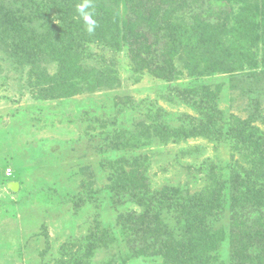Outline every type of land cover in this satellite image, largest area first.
<instances>
[{"label": "rangeland", "instance_id": "1", "mask_svg": "<svg viewBox=\"0 0 264 264\" xmlns=\"http://www.w3.org/2000/svg\"><path fill=\"white\" fill-rule=\"evenodd\" d=\"M84 2L0 0V264L72 262L73 253L84 254L98 227L112 225L129 211L141 214L143 208L134 204L112 205V155L143 156L149 189L166 188L185 203L213 196L219 184L224 187L219 198L233 193L229 184L223 186L225 180L232 170L244 165L246 172L249 165L228 143L203 137L164 143L156 136L158 116L173 119L172 128L184 126L183 116L205 115L186 105L174 88L205 91L225 131L238 121L264 131V0H91L88 9L117 17L116 40L125 24L139 36L134 48L124 40L115 43L95 24L89 32L77 7ZM71 7L76 12L70 14ZM64 18L82 28V38L58 37ZM213 28L219 33L217 49L204 37ZM96 34L100 41H90ZM27 41L37 58L21 65L5 46ZM65 47L80 57L76 78L56 95L48 93L54 86L48 77L60 69L54 52ZM166 74L174 79L166 80ZM117 135L135 138L139 148L99 153L108 136ZM11 183L19 184L18 192ZM41 184L58 186L72 199L79 193L97 197L77 209L40 194ZM250 186L264 194V179ZM224 205L209 219L216 228L229 235L245 233L248 239L264 230V207ZM173 210L163 211L162 219L177 236ZM126 231L127 244L120 235L119 243L98 248L88 264H163L152 251L134 255L136 229L135 235ZM231 242L223 243L214 264H230Z\"/></svg>", "mask_w": 264, "mask_h": 264}, {"label": "trees", "instance_id": "2", "mask_svg": "<svg viewBox=\"0 0 264 264\" xmlns=\"http://www.w3.org/2000/svg\"><path fill=\"white\" fill-rule=\"evenodd\" d=\"M33 1V0H32ZM70 6V4H65ZM92 19L95 21L96 30L105 29V36L114 37L115 43L124 40V45L128 47L135 46V39L139 36L134 35V31L128 25L122 28L125 32L123 35L118 30L119 38L113 36L112 31L118 27L117 17L108 14L97 8L94 12L88 9ZM70 14L76 12L74 7L69 10ZM14 24H18V19L14 17ZM63 29L57 33L62 41L79 40L82 38L84 31L77 25L67 23L63 19ZM216 35L214 28L209 32H205L208 42L216 45ZM102 36L91 37L90 41L98 42ZM48 47L51 44H46ZM138 45V44H136ZM218 45H216V49ZM5 49L16 58L21 65L34 64L37 56H35L34 48L21 42H14L11 47L10 44L5 46ZM138 49V47H137ZM53 53V52H52ZM57 58L60 59V69L56 76L48 77L50 81L54 82L53 88L48 91L55 94L66 87L68 82L76 78L77 61L80 58L67 47L62 51L54 52ZM54 55V56H55ZM171 70V69H170ZM164 77L170 81L174 79L171 74H166ZM104 73L100 77H104ZM47 77V76H46ZM44 81L45 76L43 77ZM99 79L98 83L103 82ZM110 78H105L109 81ZM180 94L182 101L188 105L195 107L199 112L204 111L205 115L201 118L191 116H183L180 120L184 125L182 127H172L171 124L175 121L173 119L165 118L163 115L158 116L156 136L159 137L164 143L169 139H174L177 142L186 138L203 137L206 139H217L228 143L233 147L241 158L249 165V170L242 172L245 167L240 166V170H232L231 178L225 180L223 186L228 185L232 188L233 193L230 195L224 193V198H219V192L224 190L220 184L214 186L213 196L209 195V199L205 197H198L196 200H190L185 203L181 199H175L170 196L168 189L164 188L160 192H153L149 189V178L147 176V159L141 155L134 153L133 156L115 157L112 155V163L109 168L112 170L111 186L109 187L110 194L114 197L112 205L115 208H123L127 204H134L143 208L141 214L136 213L134 210L126 213L127 215H120L117 217L116 222L112 225H107L102 228L98 227L94 233L91 234V242L85 246L82 252L84 254H72V264H88L93 254L98 248L107 247L119 243V237L123 243L129 242L128 232L130 230L133 235L136 233V243L138 248L134 255L147 256L148 252L152 251V255L161 256L163 264H214L216 261V254L223 245V243L230 239L231 242V255L230 264H264V230L257 236V238H246L245 233L231 232V235L223 228H216L213 226L209 219H211L214 210L219 209L227 204H230L231 209L243 208L246 206H253V208L264 207V194L254 191L251 183L259 179H264V131L258 127H251L248 123L237 122V124H229L227 130L219 128L220 117H218L212 109L211 99L205 97L206 92L200 93L195 88L190 90H183L182 88H174ZM208 93V92H207ZM200 94L198 98L197 95ZM209 94V93H208ZM39 98L41 96L37 95ZM206 98V100L202 99ZM206 103V104H205ZM209 104L210 106L207 107ZM159 115V114H158ZM129 138V139H127ZM106 148L100 147L99 153H117L122 152L123 149L133 148L137 149L138 141L130 136L124 137L121 135L108 136ZM121 155V154H120ZM244 168V169H243ZM243 169V170H242ZM245 171V170H244ZM244 176V178H242ZM218 180L217 178H213ZM233 185V187L231 186ZM40 194H46L50 197L59 198L60 202L64 204H73L75 208L83 206L88 202H94L97 195L94 197H85V194L79 193L77 199H72L71 194L62 193L61 189L55 185L41 184L38 187ZM84 197V198H83ZM229 202V203H228ZM173 210L174 215L178 222V235L176 231L169 229V225L163 223V211ZM226 208V207H225ZM218 210V211H219ZM136 229L134 233L132 228ZM119 231L117 235L115 229ZM179 238V239H176ZM153 241V242H152ZM134 244V243H133ZM233 245V246H232ZM143 246V247H142ZM69 250L65 248L64 251ZM250 250V252H249ZM81 253V252H80ZM75 258H74V257ZM221 258V257H220ZM67 262H58L57 264H69Z\"/></svg>", "mask_w": 264, "mask_h": 264}, {"label": "clouds", "instance_id": "3", "mask_svg": "<svg viewBox=\"0 0 264 264\" xmlns=\"http://www.w3.org/2000/svg\"><path fill=\"white\" fill-rule=\"evenodd\" d=\"M91 6V0H85L84 3L78 5L79 12L83 15L84 20L89 25L88 31L91 32L93 30V25L95 24V21L92 19L91 15L86 12V9L90 8Z\"/></svg>", "mask_w": 264, "mask_h": 264}, {"label": "water", "instance_id": "4", "mask_svg": "<svg viewBox=\"0 0 264 264\" xmlns=\"http://www.w3.org/2000/svg\"><path fill=\"white\" fill-rule=\"evenodd\" d=\"M10 188H11L14 192H18V190H19V184H18V183H11V184H10Z\"/></svg>", "mask_w": 264, "mask_h": 264}]
</instances>
